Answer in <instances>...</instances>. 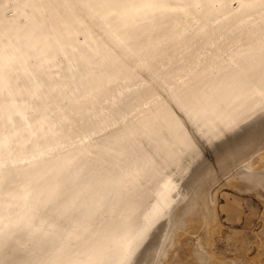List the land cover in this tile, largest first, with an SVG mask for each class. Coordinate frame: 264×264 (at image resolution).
<instances>
[{
  "label": "bare ground",
  "instance_id": "6f19581e",
  "mask_svg": "<svg viewBox=\"0 0 264 264\" xmlns=\"http://www.w3.org/2000/svg\"><path fill=\"white\" fill-rule=\"evenodd\" d=\"M263 153L264 0H0V264H168Z\"/></svg>",
  "mask_w": 264,
  "mask_h": 264
},
{
  "label": "rangeland",
  "instance_id": "374dc122",
  "mask_svg": "<svg viewBox=\"0 0 264 264\" xmlns=\"http://www.w3.org/2000/svg\"><path fill=\"white\" fill-rule=\"evenodd\" d=\"M203 146H205H201L203 154L206 155L207 153V157H210L208 155L209 148L206 145ZM260 156L255 163L257 166L263 164L260 160L264 156L262 154ZM224 182L220 181L213 188V193H218L216 195V214L218 217L217 215L216 217L219 224L209 226L208 230L202 223H199L201 225L197 224L195 230L191 229V231L193 230L192 235L188 236L187 244L183 248L180 247V249L178 248L179 245L176 246V253L174 252V259L169 262L170 264H264V187H257L251 193H240L227 185L221 188ZM219 188L221 189L219 190ZM258 191L259 193L262 191V193L259 195ZM226 194L230 196L229 201ZM234 199H238V202ZM198 232H201V234ZM205 245L208 247H205ZM201 247L206 252L203 253ZM196 249L201 250L199 257L195 255V252H198ZM190 250L193 251L194 256Z\"/></svg>",
  "mask_w": 264,
  "mask_h": 264
}]
</instances>
